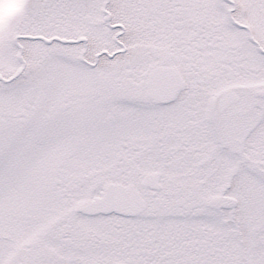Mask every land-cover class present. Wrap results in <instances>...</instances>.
<instances>
[{
    "label": "snow or ice",
    "instance_id": "obj_1",
    "mask_svg": "<svg viewBox=\"0 0 264 264\" xmlns=\"http://www.w3.org/2000/svg\"><path fill=\"white\" fill-rule=\"evenodd\" d=\"M0 264H264V0H0Z\"/></svg>",
    "mask_w": 264,
    "mask_h": 264
}]
</instances>
